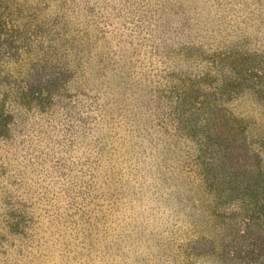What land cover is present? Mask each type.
<instances>
[{
    "label": "rangeland",
    "instance_id": "rangeland-1",
    "mask_svg": "<svg viewBox=\"0 0 264 264\" xmlns=\"http://www.w3.org/2000/svg\"><path fill=\"white\" fill-rule=\"evenodd\" d=\"M0 16V264H264V0Z\"/></svg>",
    "mask_w": 264,
    "mask_h": 264
},
{
    "label": "trees",
    "instance_id": "trees-1",
    "mask_svg": "<svg viewBox=\"0 0 264 264\" xmlns=\"http://www.w3.org/2000/svg\"><path fill=\"white\" fill-rule=\"evenodd\" d=\"M0 27L3 28V29H6L5 24H4V23L1 24V16H0ZM16 29H17V28H14V30H15V31L13 30L14 33L17 32ZM16 39H17V37H14L12 40L9 38V43H10L11 45H12V43H13V45L16 46V47H14V48H12V49L14 50V49L17 48V49H18L17 54H18V53L21 51V49L23 48V46H25V45H24L23 43H20V44H18V45H15L14 43H15ZM57 39H58V38H57ZM59 40H60V39H59ZM6 41H8V40H6ZM12 55H13V53H12ZM76 55H77V54H76ZM110 71H112V70H110ZM197 151H198V152H201V149L198 148Z\"/></svg>",
    "mask_w": 264,
    "mask_h": 264
}]
</instances>
